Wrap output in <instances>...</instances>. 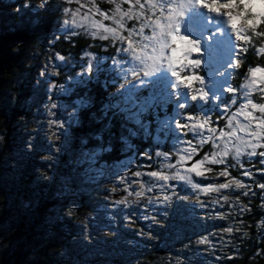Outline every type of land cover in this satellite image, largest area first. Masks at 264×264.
<instances>
[{"label": "trees", "instance_id": "1", "mask_svg": "<svg viewBox=\"0 0 264 264\" xmlns=\"http://www.w3.org/2000/svg\"><path fill=\"white\" fill-rule=\"evenodd\" d=\"M6 1L0 0V264H264V189L260 187L246 198L244 210L236 217L228 216L239 219L244 236L228 240L231 250L223 256H195L202 239H223L225 232L214 224L199 225L193 221L198 219L181 217L183 207L178 205L169 209L170 225L152 232L153 240H140L136 246L117 242L113 236L99 235L97 239L98 232L82 224L102 206L99 197L85 188L78 158L81 153L93 151L97 156L92 161L113 168L129 160L139 163L147 153L154 161L160 160L162 156L157 158L156 152L171 151L159 120L150 114L127 115L113 97L123 85L113 74L114 56L129 41V33L151 16L149 0H140L143 9L136 0H80V5L78 0L39 4L29 0L31 7L24 9L23 4ZM69 6L83 13L86 7H93L105 19L100 23L103 26L98 32L78 27L63 31L60 26ZM123 12H129L131 18L122 16ZM259 33H264V23L255 32H247L250 43L240 55L235 88L251 68H264V52L259 51L264 36ZM49 55L64 57L61 77L76 74L75 65H82L85 71L89 60L93 69L79 75L69 95L70 100L84 99L83 108L77 110L75 124L68 125L66 149L55 153L50 165L36 159L40 134L32 148L26 147L27 129L33 128L32 111L40 106L30 104L28 96L36 89V78ZM166 111L171 113L170 108ZM214 118L219 125L223 123L219 116ZM198 149L193 162L201 160L210 145ZM246 157L226 159L234 167L230 169L233 178H242L238 163H253L245 161ZM255 175L264 178L261 172ZM121 233L131 239L136 229Z\"/></svg>", "mask_w": 264, "mask_h": 264}, {"label": "rangeland", "instance_id": "2", "mask_svg": "<svg viewBox=\"0 0 264 264\" xmlns=\"http://www.w3.org/2000/svg\"><path fill=\"white\" fill-rule=\"evenodd\" d=\"M4 1L7 3L6 0ZM8 1H15L21 6L23 4V9L25 5H27L25 8L31 7L29 0ZM44 1L46 0H37L38 4ZM78 1L77 3L80 5V0ZM162 2L163 0L152 1L151 5H155V7H149L151 16L146 18L145 22L135 29L132 35V49L142 57L152 55L153 47L150 43L147 50L142 47L143 43L148 42L139 35L140 29L144 23L154 22L158 18L163 23V17L168 13L167 5L163 11L160 8ZM182 2L184 0H176L172 5L173 9L175 10L176 5ZM221 2L223 3L224 0ZM69 3L73 4L74 1ZM86 9L83 13L72 11L71 6H69L68 11H66V20L63 19L60 26L63 31L78 27V29L86 28L90 31L95 29L94 31L98 32L101 27L94 25H101L100 23L105 19L98 16L93 7H86ZM64 21H68V28L64 26ZM180 31L181 35L189 37L194 43H199L200 51L193 56V59H199L201 64L195 69L185 68L181 70L177 68V71L182 77L192 74L200 75L203 78V84L196 81L188 90L183 89L182 86H178V89L174 87V77L164 67L150 76L137 79V77L132 76V71H138L139 68L150 70L152 61L146 60V64L141 65L123 53L118 57V60L115 59L112 65L113 72H115L113 74L123 83L116 88L113 94L115 103L122 107L121 112L139 117H146L150 114L159 120L158 125L163 128L161 130L163 139L169 140L171 151L164 153L160 160L154 161L152 157L151 159H141L139 163L129 160L122 166L116 165L113 168L106 167L101 161L98 164L95 163V160L92 161L91 158L97 156L94 155L93 151L81 153L78 158L80 164L83 165L82 177L87 181L85 188L90 194L94 193L99 197L98 202L102 206L99 213L93 214L82 224L90 227L91 230H96L95 232H98L97 239L99 235L104 238L113 236L117 242L136 246L140 240H153L154 233L152 232L163 231V227L169 223V209L182 206L181 217L185 215L191 220L198 219L199 221H193L199 225L214 224L225 232L223 239L210 236L206 237L207 239L203 244L200 243L199 248L201 249H197L195 256L200 259H207L202 254L223 256L227 250H231L230 244L226 243L228 240L244 236L241 234L239 219L235 221L228 216L236 217L240 210H244L246 198L254 196L257 193L255 188L259 187L260 183H264V178L255 175L258 174L256 166L264 169V164L259 163L264 157L259 155L250 157L248 154L252 149L242 146L239 157L247 156L245 161L253 162L251 164H237L242 170L240 181L245 184V187L236 188L235 185H231L228 189H220L217 192L205 193L203 191L209 185L218 187L219 183H226L230 179H235L230 174V169L234 167L228 165L227 162L226 164L208 162L213 158V153L221 152L224 148V142H227L228 156L218 155L216 158L225 161L228 157L237 158L235 153L239 141L231 136L221 137L220 131L231 133L236 130V135L243 137L246 142L251 141L261 145L256 149L257 153L264 151V132L261 133L259 141L253 140L251 137V132L256 130L259 122L256 118L264 119V113L253 109L248 103L251 100L255 104H264V92L261 91L264 89V83L260 82L259 76L253 78L250 71L243 83L235 88L233 83L236 68L232 69L230 65L236 54V43L245 46L247 42L244 40L235 41L223 15L209 13L203 8L193 6L185 11ZM247 32L244 35H247ZM144 35L152 36V28H145ZM128 44L129 41L123 46L127 47ZM262 49H264V45ZM259 51L264 52L261 49ZM168 55H170V49L165 50V66ZM44 60L46 61L43 62L36 78L38 81L34 84L36 89H33V93L31 91L28 96L30 104L39 103L40 106L39 109L32 111L31 120L33 123H31L33 128L27 129L26 147L27 150L30 149V146L32 148L37 142V140L34 141L35 136L40 134L41 140L38 142L35 153L38 156L36 159L37 162L50 165L55 153H63L66 149L63 144L67 143L64 136L68 132V125L75 124L77 110L83 108L84 99L75 100L76 96L73 94L72 98L74 97L75 101L70 100L69 95L75 88V82H77L79 75L85 71L82 65H75L76 74L61 77V71L65 66L63 61L56 55L45 56ZM139 75L142 76L143 73L140 72ZM253 79H256L257 83L253 84ZM66 80L67 82H65ZM228 87L234 88L235 92H229ZM203 90L209 94L206 103L189 101L185 109L182 110L179 107L181 103L187 101L188 92L190 95L200 96L203 94ZM39 91L42 93L41 96L38 95ZM216 97H219V103L214 99ZM233 97L237 98L235 105L232 103ZM54 103L58 104L55 109L52 107ZM169 108L171 109L170 114L166 111ZM221 110L224 111L223 116L220 115ZM158 112L161 113V116ZM245 112H251L252 117L245 119ZM184 113L192 114V119L187 122V127H196L204 133L203 136L194 138L192 133L188 132L185 140L181 142L182 136L175 128V121L182 118ZM200 113L209 116L205 117ZM214 116H219L218 119H221L223 123L219 125ZM229 121H231V125H229ZM181 123L183 124L184 121L182 120ZM242 124H250V128L240 131L239 128ZM201 125L203 128L200 127ZM211 128H216L217 131L214 134L210 133ZM209 135L213 138L208 139ZM207 145H210V149L206 150L205 156L201 159L204 160V163L199 169L204 172V176L197 177L195 172H189L188 169L201 161L193 162V159L196 157L198 148ZM182 156H190V159H181ZM205 157L208 159L205 160ZM226 165L229 175L227 177L220 176L219 173L225 170ZM207 169H211V171H207ZM246 169L252 170L253 176L251 178L243 176ZM137 171L141 172L140 177L135 175ZM152 171H158L161 175L169 176L170 179L162 181L157 177H151L149 174ZM177 172L180 175L190 176L193 183H198L199 187L193 189L186 181L171 179ZM244 192L249 194L243 195ZM137 193L142 194L138 196ZM253 193L255 194L253 195ZM225 195L228 196V200L223 199ZM165 196H168L169 199L165 200ZM118 200H124L125 203L118 204ZM227 228H231L232 231H226ZM133 229H136L134 238L129 239L121 233L123 230H127L129 233Z\"/></svg>", "mask_w": 264, "mask_h": 264}, {"label": "snow or ice", "instance_id": "3", "mask_svg": "<svg viewBox=\"0 0 264 264\" xmlns=\"http://www.w3.org/2000/svg\"><path fill=\"white\" fill-rule=\"evenodd\" d=\"M176 2V0H163V2L160 4V8L162 9V11L165 9V6L167 5V15L163 17V23L161 22V19H156L154 22H149V23H144L140 29V32H139V35L143 37V40L148 42V43H143L142 44V47L147 50L148 46H149V43L152 45L153 47V52H154V49L160 45V44H163L165 41H164V36H165V28L168 29V35H171L173 37V39H175L177 36H179V38L181 40H183L186 44H189V45H193L196 52L199 53L200 51V47H199V43H194L189 37L185 36V35H181V31H180V28H181V21L185 15V11L190 9L191 7L193 6H196L198 5L201 0H195V3H193V0H184V2L182 3H179L176 5V9L174 10L172 5ZM136 3L137 4H140V7L143 9L145 6L143 4H141L140 0H136ZM149 3L151 5V0H149ZM152 7H155V5H151ZM25 7H27V5H25ZM41 8H44L45 7V4H41L40 5ZM65 11H68L67 9H65ZM117 12H119V5H117ZM122 16H129V18H131L130 16V13L129 12H123L121 13ZM261 23H264V14H262L260 17H257L256 19V23L255 24H251V21H250V29L255 32L256 29H257V26L260 25ZM64 26L68 28V21H64ZM94 26H98V27H102L103 25H94ZM151 27L152 28V36H146L144 35V29L145 28H149ZM174 28V31H172V29ZM157 29H159V31H157ZM249 30V29H248ZM248 30H245L241 33H237L235 36H234V39L235 41H241V40H244L246 42H249L250 43V38L247 36V35H244V33ZM69 31H71V28H69ZM106 31H112L114 32L115 30L114 29H106ZM135 31V30H134ZM133 33L130 32L129 33V44L127 47L123 46V44L120 45V47L118 48L117 50V53L116 55L114 56V59H117L118 60V57H119V54L123 53V54H126L128 57L132 58L134 61L136 62H139V64L141 65H145V62L146 60H151L152 61V65L150 67V70H144V68H139L138 71H132V76L133 77H137V79H140L141 77H147V76H150L152 75L153 73L157 72V67L159 66V61H158V58H156L155 62H153L154 60V57H153V54L150 55V56H146V57H142L141 55H138L136 54L135 50L132 49V43H131V37H132ZM259 35H262L264 36V33H259ZM124 39V37H120V40L122 41ZM130 49H132L130 51ZM247 51V48H245L243 45H238L236 43V54L234 56V59H233V62L232 64L230 65V68L232 69H235L237 67H239V62H240V55L242 52H246ZM261 51H264V49H261ZM165 55V54H164ZM64 57L61 56L60 57V60H63ZM194 64L199 67L200 64H201V61L199 59H194ZM162 66H160V69H161ZM92 64L91 63H88L86 65V68H85V71L88 72V73H91L92 72ZM251 71V74H252V77L253 78H256L259 76L260 78V82L261 83H264V68H261V67H253L250 69ZM142 72L143 75L140 76L139 73ZM172 77H175L177 79V81L180 79V73L178 71H172L170 72ZM192 79L195 80V81H198L200 82L201 84L204 83L203 80H201V76L200 75H196V74H192ZM252 83L255 84L257 83L256 79H253L252 80ZM179 84L178 83H175L174 87L178 88L179 89ZM193 84L190 85V86H187V87H183V89H190L192 88ZM228 91L229 92H235V89L232 88V87H228ZM262 92H264V89H261ZM209 99V94L207 91L203 90V94L200 95V96H197V95H194V94H191L188 92V99L187 101L183 102L180 104V108L183 110L186 108L187 106V103L190 101V102H203V103H206ZM216 100L217 103H219V97H216L214 98ZM236 100L237 98L236 97H233L232 98V103L233 105H235L236 103ZM248 103L251 104L252 108L253 109H256L258 110L260 113H264V104H255V103H252L251 100L248 101ZM52 107L55 109L58 107V104L54 103L52 105ZM245 107H247V105H245ZM243 111V109H242ZM187 114V115H186ZM200 114H203V113H200ZM205 117H208L209 115H205L203 114ZM221 116L224 115V111L221 110V113H220ZM244 116H245V119H249L252 117V113L251 112H245L244 113ZM233 118H235V116L233 115ZM192 119V114L191 113H184L182 118L180 119H177L175 121V128L176 130L181 134L182 136V140H185L186 136H187V133L188 132H191L192 133V136L195 138V137H201L204 135L203 132L199 131L196 127H191V128H188L187 127V122L190 121ZM259 122L257 124V127H256V130L255 131H252L251 132V137L253 140H256V141H259L260 138H261V133L264 132V119H260L259 117L256 118ZM184 121V123L182 124L181 121ZM229 125H231V121H229ZM201 128H203V125L200 126ZM250 128V124H242L240 125V128L239 130L240 131H245L247 129ZM217 131L216 128H211L209 130L210 133H215ZM220 136L221 137H226V136H231V137H234L237 141H239V144L236 145V157L238 158L241 154V150H242V146L243 147H248V148H251L252 151L248 154L250 157L252 156H257L259 155L260 157H264V151H261L259 153H257L256 149L258 147H261L260 144L258 143H253L251 141H245L243 139V137H240V136H237L236 135V130H233L231 133H225L224 131H220ZM208 139H212L213 137L211 135H209L207 137ZM180 142V143H181ZM193 152H195V149H193ZM164 153L163 152H156L155 153V156L157 158L163 156ZM218 155H222V156H228V146H227V142H224V148L221 150V152H216V153H213V158L208 161L209 163H212V164H226V161L223 160V159H217L216 157ZM146 158L147 159H151V153H147L146 154ZM185 158H189L190 159V156H182L181 159H185ZM205 160H207L208 158L205 157L204 158ZM204 163V160H201L199 161L197 164H194L190 169H188L189 172H195L196 176L197 177H202L204 176V172L200 171V167L203 165ZM259 163L261 164H264V159H261L259 161ZM170 167H172L170 165ZM207 171H211V169H207ZM258 172H261V174H264V170H260L258 169L257 170ZM135 175L137 177H140L141 176V172L137 171L135 173ZM151 177H157L159 180H162V181H168L170 179L169 176L167 175H161L160 172L158 171H152L150 174H149ZM220 176H224V177H227L229 175V172L227 170V165L225 167V170L224 171H221L219 173ZM243 176H246V177H252L253 176V172L252 170L250 169H246L244 172H243ZM171 179L173 180H178V181H186L187 184L191 185V187L193 189H196L199 187V184L198 183H193V180L190 176H185V175H180L179 172H177V174L175 176H172ZM231 185H235L236 188H244L245 187V184L242 183L240 180L238 179H230L228 180V182L226 183H219L218 187H214L213 185H209L208 187L204 188L203 191L205 193L207 192H217L219 191L220 189H228ZM259 187L261 189H264V183H260L259 184ZM150 190V189H149ZM142 193H137V195H141ZM249 193L248 192H244L243 195H248ZM255 193H253L254 195ZM165 200L169 199L168 196H165L164 197ZM224 200H228V196L225 195L223 197ZM118 204H123L125 203L124 200H118L117 201ZM226 231H232L231 228H227ZM205 239H202L200 241V243H204Z\"/></svg>", "mask_w": 264, "mask_h": 264}, {"label": "clouds", "instance_id": "4", "mask_svg": "<svg viewBox=\"0 0 264 264\" xmlns=\"http://www.w3.org/2000/svg\"><path fill=\"white\" fill-rule=\"evenodd\" d=\"M198 8H203L209 13L216 15H223L225 17L226 25L231 29L233 35L241 33L250 29L251 24L256 23L257 17L264 14V2L262 0H201L196 5ZM174 31V28L172 29ZM168 29L165 28L164 43L158 45L153 52L155 62L158 58L159 66L157 72L160 71V66L166 68L169 72L177 71V68L183 70L185 68H198L194 64L193 56L197 54L193 45L186 44L177 36L175 39L168 35ZM170 49V55L166 58V66L164 65L165 50ZM146 64V62H145ZM200 67V66H199ZM175 83L179 86L187 87L192 85L195 80L191 75L181 76L180 79L174 77ZM201 80L203 78L201 77Z\"/></svg>", "mask_w": 264, "mask_h": 264}]
</instances>
